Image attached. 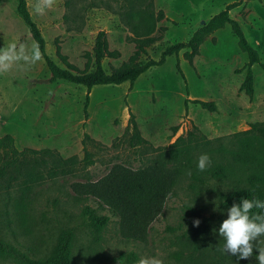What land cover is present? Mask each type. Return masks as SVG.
<instances>
[{"label":"rangeland","instance_id":"374dc122","mask_svg":"<svg viewBox=\"0 0 264 264\" xmlns=\"http://www.w3.org/2000/svg\"><path fill=\"white\" fill-rule=\"evenodd\" d=\"M233 1L56 0L43 14L34 12L36 0L25 3L43 37L45 53L61 67L57 49L70 64L83 69L97 32L104 31L108 49L116 53L115 58L102 60L108 71L125 62L135 49V35L122 19L124 12L139 11L153 29L151 35H160L158 28H164L161 39L146 49L148 57L157 59L162 48L185 42ZM228 14L264 62L260 0H244ZM29 37L16 14V0H0V49L12 44L10 54L23 58L0 74V137L10 135L18 151L47 150L36 163L23 165L17 172L8 170L0 178L1 240L31 257L43 258L50 255L61 233L70 230L71 264H129L118 259L129 254L134 256L131 264L142 256H155L162 264H258L255 251L250 261L237 262L221 250L224 241L218 229L227 209L216 201L212 191L216 183L208 181L207 190L197 194L190 187L191 171L186 169L176 175L168 195L151 203L146 195H153L156 187L148 186L144 192L131 178L132 173L153 165L173 169L179 149L197 161L205 141H210L208 147L215 146L216 139L229 146L233 134L247 130L251 123L264 122V72L254 64L252 95L240 91L246 56L228 25L200 45L192 66L180 51L131 85L93 86L88 93L80 85L50 82L42 58L35 64L25 63L33 41ZM176 60L184 80L176 71ZM185 99L212 101L215 111L192 102L185 109ZM129 111L142 139L136 146L129 144ZM174 127L177 131L172 134ZM84 133L90 139L83 140ZM178 136L182 140L175 142ZM85 150L90 154L89 165L83 161ZM1 159L0 152V163ZM105 180V190L112 194L126 188L134 192L127 203H118L115 216L108 204L84 191L89 184ZM85 207L108 218L98 233L81 216ZM195 219L200 220L198 227ZM0 264L13 263L0 258Z\"/></svg>","mask_w":264,"mask_h":264},{"label":"trees","instance_id":"16d2710c","mask_svg":"<svg viewBox=\"0 0 264 264\" xmlns=\"http://www.w3.org/2000/svg\"><path fill=\"white\" fill-rule=\"evenodd\" d=\"M242 2L243 0H235L226 4L222 10L198 26L185 42L171 43L162 48L157 59L148 57L146 49L161 39L164 28H158V31L161 32L160 35H151L153 29L139 11L131 10L130 12H124L122 19L135 35V49L125 62L116 67H111L108 71L102 67V60L105 58H115L116 53L108 49L104 31L100 30L97 32L91 51L86 54L83 69L70 64L57 49L56 56L61 61V67L45 53L43 37L31 19L25 0H16V14L28 29L32 40L39 44L42 54L41 58L50 73V82L62 80L67 83L80 85L86 89L87 93L93 86L119 85L124 82H128L131 85L139 75L151 67L163 65L166 57L171 55L177 56L180 51H183V60L189 66H192L194 57L199 54L200 45L215 31L228 25L233 36L236 38L238 49L246 56V63L242 68L244 76L239 89L247 96H251L253 93L252 66L258 64L264 72V62H260L257 51L246 40L239 23L229 17V11L239 6ZM162 15V12L159 11L157 14L158 19ZM142 55L146 57L145 60L141 59ZM175 67L180 77L184 80L177 60ZM87 102L88 94L85 95L83 102L85 115ZM188 102L198 104L209 112L215 111V105L212 101L185 99V109ZM127 129L130 130L128 134L129 144L131 146L140 144L142 139L134 115L130 111ZM176 131L177 128L174 127L172 134L176 133ZM232 137L234 141L229 146H225L218 139H216L215 146L210 145L208 147L210 141L203 143V151L211 159V164L205 171L198 170L197 161L188 156L187 150L179 149L181 152L173 156V169L165 168L166 166L163 164L159 166L153 165L151 169L145 168L137 173H132L133 184L144 192L148 189V186H155V193L153 195H146L148 202L155 203L159 198L161 199L168 195L176 181V175H181L183 172H187L185 171L186 169H189L191 171L190 187L197 194H200L201 191L207 190L206 184L208 181L209 184L211 182L216 183L212 187V191L215 193L216 201L226 209L233 202L238 203L241 197L264 200V122L251 123L247 130L237 132ZM84 139H90L86 133L83 134ZM181 140L182 137L178 136L175 142ZM0 152L2 156L0 163L1 178L8 170L17 172L23 165L32 162L36 163L37 157L47 153V150L23 149L18 151L13 145V138L6 134L0 137ZM83 161L86 165L91 164L90 154L86 150L84 151ZM113 179L115 180V178ZM105 183L106 180L94 185L89 184L88 190L84 191L97 197L99 202L108 204L110 212L115 216L118 203H127L125 200L131 197L134 192H132L131 188H126L117 190L115 194H112L108 190H105ZM220 185H224V188L218 189ZM73 187L75 191H78L79 186L76 183ZM253 211L256 210L254 209ZM81 216L87 219L88 225L95 233H98L108 220L106 216H98L87 207L81 210ZM71 239L72 232L70 230L63 231L50 255L43 258L31 257L17 246L0 239V258L8 259L13 264H71ZM118 259H125L127 263L131 264L134 256L129 254Z\"/></svg>","mask_w":264,"mask_h":264},{"label":"clouds","instance_id":"9594fccd","mask_svg":"<svg viewBox=\"0 0 264 264\" xmlns=\"http://www.w3.org/2000/svg\"><path fill=\"white\" fill-rule=\"evenodd\" d=\"M56 0H36L34 12L43 14L47 9L54 6ZM31 39V37H29ZM13 45L10 44L4 49H0V74L10 70L12 65L23 58L12 56ZM39 44L32 41L30 49V59L25 63L35 64L41 59ZM211 164V159L206 153H202L197 158V168L205 171ZM256 211H253V210ZM227 217L219 225L218 235L223 239L222 251L240 260H251L253 253H256L258 264H264V200L259 198L248 199L241 197L239 202L227 208ZM198 227L199 219L193 221ZM136 264H162V261L155 257L142 256Z\"/></svg>","mask_w":264,"mask_h":264},{"label":"crops","instance_id":"0c3cea01","mask_svg":"<svg viewBox=\"0 0 264 264\" xmlns=\"http://www.w3.org/2000/svg\"><path fill=\"white\" fill-rule=\"evenodd\" d=\"M244 1V0H243ZM261 6H264V0H260ZM263 8V7H262ZM196 57V56H195ZM185 61V60H184ZM186 62V61H185ZM187 63V62H186Z\"/></svg>","mask_w":264,"mask_h":264}]
</instances>
